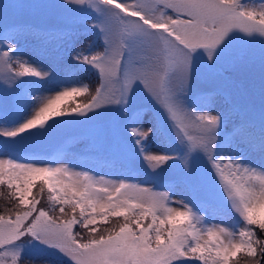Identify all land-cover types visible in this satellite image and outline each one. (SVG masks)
I'll return each mask as SVG.
<instances>
[{"label":"snow or ice","instance_id":"obj_1","mask_svg":"<svg viewBox=\"0 0 264 264\" xmlns=\"http://www.w3.org/2000/svg\"><path fill=\"white\" fill-rule=\"evenodd\" d=\"M13 3L19 15L46 12L48 19L36 24L0 18V185L7 187L11 202L0 214V264L9 259L11 264H27L22 253L32 241L56 250L71 264H239L241 257L246 264H264V169L218 154L243 145L264 158V130L257 132L246 119L231 122L215 110L221 99L231 98L228 73L252 63L249 50L234 47L227 37L233 30L264 37V4L247 8L239 0H60L61 8H90L98 15L91 28L98 31L103 46L89 51L91 43L75 47L77 22L57 13L49 0ZM21 42L30 44L37 56L67 49L63 79H76L77 68L86 66L94 84L76 79L79 87L47 91L54 96L33 95L38 82L50 74L20 54ZM198 49L208 60L199 70L193 61ZM261 66L264 70V60ZM194 73L198 82L209 86L195 95L199 111L187 102ZM138 88L163 110L181 151L147 150L153 128L142 124L146 109L135 106ZM84 93L89 95L87 103L68 107L67 101ZM32 101L36 103L31 115L24 116ZM65 115L73 119L54 118ZM79 117L90 125L83 135L97 159L115 165L130 138L149 171L172 161L182 173L177 169L160 187L127 177L105 180L92 169L73 171L75 165L69 163L36 160L34 153L13 159L3 145L21 136L47 139L64 127L79 125ZM121 117L126 118L123 124ZM20 119L23 122L17 123ZM8 123L12 126H5ZM197 154L210 165L221 190L219 201L207 172L193 166ZM36 180L43 182L39 197L33 194ZM45 185L47 207L41 205ZM177 185L187 193L184 198L174 199ZM165 187L168 190H158ZM57 204L60 216L51 214ZM65 206L72 213L67 219ZM198 209L212 219L234 213L243 223L238 228L206 226ZM109 216L126 222L97 235L99 222L107 223Z\"/></svg>","mask_w":264,"mask_h":264},{"label":"rangeland","instance_id":"obj_2","mask_svg":"<svg viewBox=\"0 0 264 264\" xmlns=\"http://www.w3.org/2000/svg\"><path fill=\"white\" fill-rule=\"evenodd\" d=\"M54 6L57 13L64 15L76 23L78 35L73 40L76 48H83L90 44L92 37L87 36L89 31L92 35L96 36L100 43L96 40V48L102 50L103 40L100 37L96 29L91 28V23L99 19L98 15L93 12L90 8H73L64 9L61 8L60 0H49ZM125 2L131 4L135 3L136 0H125ZM264 4V0H242L240 5L247 8H258ZM0 18L6 21H31L36 24H45L48 19L46 12L38 14L24 13L19 15L14 6L13 0H0ZM81 30V31H80ZM227 40L234 47L247 48L252 56V63L239 70L231 71L228 76L231 80L230 93L231 98L228 101L221 99L215 106L216 111H223L226 119H230L231 122H238L241 119L252 121L255 125L257 132L264 130V99H262V84H264V70H262V60H264V37L259 34L246 35L241 33L239 30H233L227 37ZM20 54L25 59H30L33 63L40 66L44 71L49 72V77L45 78L43 82H38V89L33 92V95L43 96H54L55 93H47V91H58L61 87H79L76 79H63L65 73L62 71V64L68 61L67 49H61L59 52L56 50H50L48 55L37 56L32 51L30 44L21 42L19 44ZM96 49H89V51H95ZM63 56V60L59 57ZM193 61L196 69L199 70L203 65L208 63L206 53L203 49H198L193 54ZM86 67V66H85ZM82 69V68H80ZM88 72V71H87ZM89 75V73H88ZM29 79V78H24ZM84 84L92 86L94 80L90 77L83 79L78 78ZM209 86L204 83L197 81L196 74H193L192 78V89L193 92L187 98L188 105L190 107H196V110H201V105L195 103V95L199 90H206ZM135 106L138 108L146 109L144 112L142 124L144 127H152L153 133L145 142L147 150L157 152H168L181 151L176 140L174 132L172 131L170 122L168 121L163 110L151 100L144 92L142 88H138L135 96L133 97ZM89 100V95L84 93L76 96L74 100L67 101L68 107H75L76 104L83 105ZM35 101L31 102V106L23 114L24 116L31 115V108L35 107ZM33 114L35 110H32ZM115 113H119V109L112 110ZM91 116V113L89 114ZM60 120H71L70 116L54 117ZM82 122L79 125H72L64 127L60 130L57 135L51 136L47 139H36L33 137L21 136L17 139L4 140L3 145L7 149V153L11 155L13 159H24L25 153H34V158L39 161L56 160L60 163H69L75 165L73 171H87L92 169L94 176H104L105 180H115L118 177L123 179L127 177L132 179L133 183H155L160 187V182L169 179L173 174L180 169L179 164L170 161L165 167L158 169L156 172H151L145 166L143 159L136 152L135 145L128 138L125 141V149L122 153V158L115 164L104 162L97 159L92 149L88 145L87 138L83 135L87 132L90 125L88 121L79 117ZM126 118L121 117V124L124 123ZM17 123L23 122L22 119L17 120ZM48 122H51L50 120ZM231 122L229 123V129L231 128ZM5 126H12L11 123ZM123 136H127V133L121 128ZM54 150V152H53ZM49 156V154H51ZM156 154V153H153ZM219 155L231 156L234 159L240 160L242 164L264 169V158L258 153H255L247 147L241 145L235 150L222 149L218 152ZM24 162V161H20ZM193 166L199 165L203 170L207 172V181L210 186L212 194L215 196L217 201L221 199V190L217 188L216 182L214 181V174L211 172L210 165L207 163L206 158L202 154L193 156ZM182 169L180 172L182 173ZM42 181L36 180L35 187L33 188V194L38 197L41 195L39 189L42 185ZM44 192L42 194L41 205L47 207V197L49 195L47 186H44ZM160 191L168 190L158 189ZM172 194L176 198H184L187 193L184 189L177 185L172 189ZM11 206V202L8 198V189L6 186L0 185V214L6 213L7 209ZM176 205H173L175 207ZM57 211L51 213L54 216H60L59 205H56ZM201 215L205 216L208 225L221 224L226 227L236 228L242 225V221L234 213L226 212L224 215L219 216L215 219L208 217L203 209H198ZM64 218H70L72 213L68 206H65ZM79 215V210H77ZM123 217H112L109 216L108 222L104 223L100 221L98 224L99 234L107 235V230L115 228L119 229V226L125 223ZM134 227V225H133ZM85 237H87V231L77 226ZM22 257L27 261V264H71L70 261L54 249H50L40 244L39 241H32L31 244H26ZM241 259H243L241 257ZM42 260L43 263H42ZM246 263V262H245ZM8 264H11L9 259ZM240 264V261H239Z\"/></svg>","mask_w":264,"mask_h":264},{"label":"trees","instance_id":"obj_3","mask_svg":"<svg viewBox=\"0 0 264 264\" xmlns=\"http://www.w3.org/2000/svg\"><path fill=\"white\" fill-rule=\"evenodd\" d=\"M240 1H242V0H239V3H240ZM81 31V30H80ZM91 32H93V31H89L88 32V34H87V36H90V38L92 37V39H91V44H93L94 46L92 47V49H96L95 51H97L98 50V48H96V40L98 41V43H100V41L98 40V38L96 37V36H94V35H92V33ZM88 73L89 72H87L86 71V67H84V68H82V69H80V68H77V74H78V76L76 77V79H78L79 77H82L83 79H85L87 76L88 77H90V78H92L93 80H94V76H92L90 73H89V75H88ZM70 78V77H69ZM243 258V257H242ZM43 261L44 260H42V263H43ZM246 262V260L243 258V259H240V264H246L245 263Z\"/></svg>","mask_w":264,"mask_h":264}]
</instances>
